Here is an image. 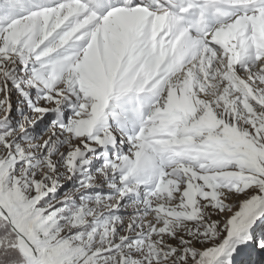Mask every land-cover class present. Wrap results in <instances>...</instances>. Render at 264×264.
Returning <instances> with one entry per match:
<instances>
[{
    "label": "snow or ice",
    "instance_id": "obj_1",
    "mask_svg": "<svg viewBox=\"0 0 264 264\" xmlns=\"http://www.w3.org/2000/svg\"><path fill=\"white\" fill-rule=\"evenodd\" d=\"M0 264H264V0H0Z\"/></svg>",
    "mask_w": 264,
    "mask_h": 264
}]
</instances>
